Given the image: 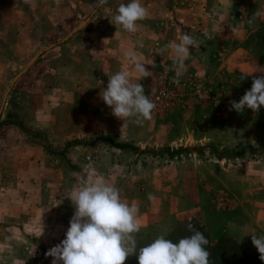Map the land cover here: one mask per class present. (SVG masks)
I'll return each instance as SVG.
<instances>
[{"label":"rangeland","instance_id":"rangeland-1","mask_svg":"<svg viewBox=\"0 0 264 264\" xmlns=\"http://www.w3.org/2000/svg\"><path fill=\"white\" fill-rule=\"evenodd\" d=\"M128 2L0 0V264H52L91 167L138 205L137 245L191 221L248 256L249 235L264 236V107L230 104L264 75V0H141L136 33L112 21ZM185 32L200 46L176 83L167 45ZM129 51L153 73L140 81L156 106L141 124L101 98ZM242 148L256 152L230 156Z\"/></svg>","mask_w":264,"mask_h":264},{"label":"clouds","instance_id":"clouds-1","mask_svg":"<svg viewBox=\"0 0 264 264\" xmlns=\"http://www.w3.org/2000/svg\"><path fill=\"white\" fill-rule=\"evenodd\" d=\"M99 3L107 4L108 0H99ZM147 15L148 10L141 0H129L118 5L112 21L128 33H136L140 27L138 22ZM199 46L200 40L186 32L180 35L179 42L172 41L167 45L174 58V82L178 83L183 75L190 49ZM126 56L130 67L108 78L101 98L117 119L136 118L135 122L141 124L152 119L156 106L150 96L145 95L140 81L152 77L153 73L134 52L129 51ZM133 72L137 74L135 78L132 77ZM230 104L231 110L237 113L245 109L255 113L264 107V75L253 78L251 89L239 102L232 101ZM68 199L75 211L65 238L46 253L52 257V264H124L132 255L137 257L138 264H210V252L206 247L208 240L191 224L188 225V230L192 232L190 236L173 242L166 238V230L141 247L137 254L135 234L140 231L139 207L122 199L120 189L94 167L90 168L87 180L71 190ZM148 199L155 200L156 197L149 193ZM249 236L260 260L264 261V236L255 233Z\"/></svg>","mask_w":264,"mask_h":264},{"label":"trees","instance_id":"trees-1","mask_svg":"<svg viewBox=\"0 0 264 264\" xmlns=\"http://www.w3.org/2000/svg\"><path fill=\"white\" fill-rule=\"evenodd\" d=\"M101 140L109 142L112 147L118 149H130L136 152H145L139 150L136 147H133L130 144L126 143H117L110 138H102ZM186 148L178 147L176 149L166 148L160 151L161 153H165L169 157H173L174 155H178L180 153L186 152ZM256 150L242 148L238 153H231L230 156L241 157L246 155L247 153L253 154ZM264 153V151H262ZM153 153V152H152ZM155 154V153H154ZM219 157V155H217ZM191 224L194 230L200 231L204 234V236L208 240L207 250L210 252V264H264V261H261L259 258V253L255 249L251 256H248L243 249L232 239L227 236H220L216 240H213L211 235L205 230V228L195 221H191L184 225L178 226L174 231H172L166 238L173 240V242H177L180 238L190 236L192 234L191 231L188 230V225ZM152 241L146 243H140L137 245V254L139 249ZM128 264H138L137 257L132 255L131 260Z\"/></svg>","mask_w":264,"mask_h":264},{"label":"water","instance_id":"water-1","mask_svg":"<svg viewBox=\"0 0 264 264\" xmlns=\"http://www.w3.org/2000/svg\"><path fill=\"white\" fill-rule=\"evenodd\" d=\"M37 59V55H35L33 58H32V61L30 62V64H32L35 60ZM20 76V74H18L13 81L17 80L18 77ZM4 100H5V97H4Z\"/></svg>","mask_w":264,"mask_h":264},{"label":"crops","instance_id":"crops-1","mask_svg":"<svg viewBox=\"0 0 264 264\" xmlns=\"http://www.w3.org/2000/svg\"><path fill=\"white\" fill-rule=\"evenodd\" d=\"M239 238H241V237H239ZM240 240L237 238V242L240 244L241 243V241L239 242ZM128 261L129 260H126V262L124 263V264H128Z\"/></svg>","mask_w":264,"mask_h":264}]
</instances>
